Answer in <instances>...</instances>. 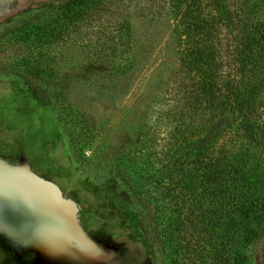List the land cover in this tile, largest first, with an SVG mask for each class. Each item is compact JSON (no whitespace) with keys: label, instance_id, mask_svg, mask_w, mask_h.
<instances>
[{"label":"rangeland","instance_id":"1","mask_svg":"<svg viewBox=\"0 0 264 264\" xmlns=\"http://www.w3.org/2000/svg\"><path fill=\"white\" fill-rule=\"evenodd\" d=\"M68 1H34L0 20V159L30 168L73 202L84 232L112 252L108 264H166L140 229L155 202L140 194L126 203L111 177L120 157L153 149L170 128L161 120L178 49L168 0L100 3L61 36L42 38L37 29ZM15 208L0 211V221L19 223ZM12 231L0 224V233L24 240ZM262 249L253 246V264H263ZM33 260L0 238V264Z\"/></svg>","mask_w":264,"mask_h":264},{"label":"trees","instance_id":"2","mask_svg":"<svg viewBox=\"0 0 264 264\" xmlns=\"http://www.w3.org/2000/svg\"><path fill=\"white\" fill-rule=\"evenodd\" d=\"M115 1L70 0L37 31L59 37ZM168 6L178 49L161 120L170 128L153 149L120 157L112 185L130 205L140 194L155 202L140 229L166 264H253L258 241L264 264V0Z\"/></svg>","mask_w":264,"mask_h":264},{"label":"crops","instance_id":"3","mask_svg":"<svg viewBox=\"0 0 264 264\" xmlns=\"http://www.w3.org/2000/svg\"><path fill=\"white\" fill-rule=\"evenodd\" d=\"M6 165L10 166V168H16L15 169L16 171H14L13 169H10V170L8 169V172H11V174H7L8 172H6V177H7V180L9 183L8 184L4 183V185L7 187H11L13 190V193L18 194L17 195L18 198L16 200L19 202L14 203V205H16V207H17V208H15L14 212L16 213V217L21 216V221L19 223H17V220L15 221V223H11V222L7 223V222H3V221L1 222L0 221V224L1 225L2 224L9 225V228L13 229L12 232L15 234L22 235L24 240L11 239L9 237V235H6L4 233H0V238L3 241L7 242L8 245L16 253H18L20 255H25L26 253H33L34 254L33 264H40L37 261L39 255H40V250H39V245L36 244L37 242H39L40 237H43L42 239L44 241H46L47 245H49V246L54 245L55 251H59V250L71 251V250H73V252H74L73 255L68 256L67 258L56 257V258H58V260L56 262H54L52 259H49V261L44 262V264H83L80 261V257L78 254V251H79L81 243H82V236L79 235L80 231H78V229L76 228L75 222H74L73 214H74L75 210H74L72 204L68 203L62 197H60V195L52 188V186L50 184L45 183L38 178H35L33 176L32 172L28 171L27 168L25 166H23V164L11 163V162H7V161L0 159V168L2 170L6 167ZM15 173H21V174L20 175H14ZM24 175H26L28 178H23L22 184L18 183L17 178L24 177ZM25 181H27L28 185H25V183H26ZM30 181L36 182L40 185L31 186V185H29ZM45 184L50 185V187L44 186ZM22 187H24V188H22ZM6 201H7V199L4 200V202H6ZM63 203H64V207H63V205H61ZM65 207L68 208L69 211L71 212V221L73 220L72 223L74 226V232L78 236L75 235L74 232L72 234H70V233L66 234L64 231V227H61V225H60L62 220L59 221V219H61V218L59 216L60 212H59L58 208H60V210H63ZM75 214H77V212ZM34 218L38 219L40 222L37 224L32 223L30 226V224H28V223H31L30 219H34ZM53 218H55L54 224H53V221H51ZM57 219L60 223L57 222ZM49 224L52 226H50ZM58 224H59V227H58ZM54 225H57V226H54ZM53 226L56 228L51 229V228H53ZM62 226H63V224H62ZM55 229L56 230L58 229L56 231L58 234L55 231L53 232V230H55ZM60 229H63L62 230L63 232ZM43 230H44V234H43V236H41L40 233ZM60 231H61V233H60ZM46 233H48V234H46ZM52 233L53 234L55 233V234L53 235ZM73 234L75 236H73ZM50 235H51V237H50ZM85 235H86V233H85ZM48 236L50 238H48ZM47 238H48V240H47ZM32 239L34 240L33 242H32ZM49 239H51V240H49ZM85 239H87L88 242L95 244V245L102 243L99 240L94 241L90 238H85Z\"/></svg>","mask_w":264,"mask_h":264},{"label":"bare ground","instance_id":"4","mask_svg":"<svg viewBox=\"0 0 264 264\" xmlns=\"http://www.w3.org/2000/svg\"><path fill=\"white\" fill-rule=\"evenodd\" d=\"M2 160V159H1ZM5 161V160H4ZM27 168V167H26ZM19 170V169H18ZM27 170L28 171H30L28 168H27ZM20 171V170H19ZM21 172V171H20ZM30 172H32V171H30ZM7 174H11V172H8ZM21 173H15L14 175H20ZM29 176V175H28ZM30 177V176H29ZM23 178H28L26 175H24V177H20V178H17V181H18V183H20V184H22V181H23ZM33 178V177H32ZM41 181H43V180H41ZM26 183H25V185H28L27 184V181H25ZM44 182V181H43ZM45 183H47V182H45ZM49 184V183H48ZM29 185H31V186H37V185H40V184H38V183H36V182H33V181H30V183H29ZM44 186H48V187H50V185H47V184H45ZM61 205H63V207H64V203L63 204H61ZM60 205V206H61ZM62 207V206H61ZM60 207V208H61ZM68 207V206H67ZM60 208H58L59 209V212H60V218L61 219H59V221L60 220H62V224H63V226H62V224L58 221V219H57V222L58 223H60V225H61V227H64V231H65V233L67 234V233H70V234H72L73 232H74V227L69 223V220H68V218H66V215L70 212L69 211V207L68 208H64L63 210H60ZM71 208V207H70ZM72 209V208H71ZM54 211V210H53ZM58 211V210H57ZM73 211V210H72ZM71 213V212H70ZM73 217H74V221H76V214H75V212H74V214H73ZM72 217V218H73ZM55 218H53L51 221H53V224L55 223V220H54ZM30 221H31V223H28V224H30V226H31V224L32 223H35V224H37V223H39L40 221L38 220V219H36V218H34V219H30ZM50 221V222H51ZM73 221V220H72ZM34 225V224H33ZM50 225V224H49ZM76 225V224H75ZM50 226H52V225H50ZM54 226H57V225H54ZM53 226V228H51V229H54V228H56V227H54ZM58 227H59V224H58ZM57 227V228H58ZM49 228V229H50ZM77 228V227H76ZM50 229V230H51ZM78 229V228H77ZM76 229V230H77ZM58 230V229H57ZM56 229L55 230H53V232L55 231H57ZM61 231L63 230V229H60ZM61 231H60V233H61ZM84 231V230H83ZM59 232V231H58ZM63 232V231H62ZM82 232V231H81ZM42 233V234H41ZM40 233V235L41 236H43V234H44V230L42 231ZM57 233V232H56ZM75 233V232H74ZM80 233V232H79ZM85 233V232H84ZM83 233V236H82V243H81V246H80V249H79V251H78V254H79V257H80V261L83 263V264H107L108 263V261L110 260V258H111V251L109 250V248H108V246H106V245H104V244H102V243H99V244H92V243H90V242H88L87 241V239H85V238H90V239H92V240H97V239H93L92 237H90L88 234H84ZM46 234H48V233H46ZM53 234V233H52ZM55 234V233H54ZM53 234V235H54ZM58 234V233H57ZM75 235H77L76 233H75ZM74 234H73V236H75ZM80 235V234H79ZM78 236V235H77ZM47 237V236H46ZM50 237H51V235H50ZM49 236H48V238H50ZM58 237V236H57ZM43 237H40V239H39V242H37L36 244H38L39 245V250H40V255H39V257H38V263H40V264H44V262H48L49 261V259H52L54 262H56L57 260H58V258H56V257H60V258H67L68 256H71V255H73V250H71V251H61V250H59V251H55L54 250V245H52V246H49V245H47L46 244V241H44L43 239H42ZM48 238H47V240H48ZM56 238V237H55ZM49 240H51V239H49ZM34 240L32 239V242H33ZM50 242V241H49Z\"/></svg>","mask_w":264,"mask_h":264},{"label":"water","instance_id":"5","mask_svg":"<svg viewBox=\"0 0 264 264\" xmlns=\"http://www.w3.org/2000/svg\"><path fill=\"white\" fill-rule=\"evenodd\" d=\"M37 1L44 2V1H48V0H37ZM33 3H34L33 0H0V12H2L0 14V20H2L5 17H8V16H10L12 14H15V13L21 11V10L30 8ZM3 11H5V13ZM8 169L9 170L13 169L14 171H16L15 170L16 168H10V166H7V165H6V167L3 170L0 169V211H4L6 208H9L12 204L15 203V201H17L16 199L18 197L17 193L16 194L13 193V190H12L11 187H7V186L4 185V179L7 178L6 177V172H8ZM28 169L30 170V168H28ZM32 174H33V176L35 178H38L40 180H43L44 182H47L46 180L42 179L41 177H39L35 173L32 172ZM47 183H49V182H47ZM51 186L60 195L58 188L53 186V185H51ZM22 188H24V187H22ZM15 196H17V197H15ZM60 197H62V196L60 195ZM3 199L4 200L7 199V201L4 202ZM67 202L72 204V206H73V208L75 210V213H76L77 210H78L76 205L73 202L69 201V200H67ZM74 222L76 224V227L78 228V231H80V236H83L84 231H83L82 227L80 226L79 220L77 218V214H76V221H74ZM102 244L106 245V243H103V242H102ZM111 255H112V252H111Z\"/></svg>","mask_w":264,"mask_h":264},{"label":"flooded vegetation","instance_id":"6","mask_svg":"<svg viewBox=\"0 0 264 264\" xmlns=\"http://www.w3.org/2000/svg\"><path fill=\"white\" fill-rule=\"evenodd\" d=\"M33 1H35V2H36L37 0H33ZM37 2H42V1H37ZM3 12L5 13V11H3ZM1 13H2V12H0V14H1Z\"/></svg>","mask_w":264,"mask_h":264}]
</instances>
